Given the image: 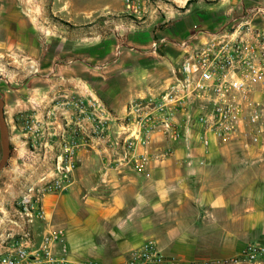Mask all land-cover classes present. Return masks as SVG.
<instances>
[{"label": "crops", "instance_id": "0c3cea01", "mask_svg": "<svg viewBox=\"0 0 264 264\" xmlns=\"http://www.w3.org/2000/svg\"><path fill=\"white\" fill-rule=\"evenodd\" d=\"M9 6L12 18L13 4ZM261 6L264 0H192L168 13L169 21L161 28L134 29L124 21L119 26L125 28L123 47L116 60H110L108 21L96 25L91 15L84 34H59L52 73L33 76L23 86L39 95L27 112L45 118L54 110L52 129L58 132L69 121L61 117L56 103L75 94L96 101L110 116L123 117L128 105L156 98L172 82L183 58L184 38L230 31L246 19L264 27V14L255 11ZM4 12L7 16V5ZM24 30L18 41L29 57L30 33L27 28L26 36ZM8 42L14 46L12 33L4 40L6 50ZM66 42L69 49L64 48ZM55 97L59 100L52 103ZM8 129L13 145L19 134L12 131L20 128L14 122ZM58 139L53 137L52 149L45 153H37L39 144L31 139L32 150L17 144L15 150L17 155L27 151L42 158L46 166L41 176H50ZM72 179L67 191L42 199L44 221L28 224L16 210L20 229L0 236V254L18 242L36 246L54 229L64 231L55 251L65 245L71 264H126L129 253L148 241L171 264H222L248 243H264V133L256 142L249 135L227 144L213 139L206 148L192 134L188 148L174 144L167 160L142 170L133 164L117 166L102 147L90 145L78 152Z\"/></svg>", "mask_w": 264, "mask_h": 264}, {"label": "built area", "instance_id": "2783aa9c", "mask_svg": "<svg viewBox=\"0 0 264 264\" xmlns=\"http://www.w3.org/2000/svg\"><path fill=\"white\" fill-rule=\"evenodd\" d=\"M120 1L122 16L136 25H157L169 21L168 13L178 12L192 0ZM255 11L264 14V7ZM180 48L183 58L168 87L154 99L131 103L123 117L110 116L94 100L66 94L56 107L69 123L58 132L52 129L54 110L45 118H25L23 130L39 144L37 153L51 150L53 137L59 139L50 176H40L20 197V217L28 224L44 221L42 199L67 191L78 152L90 145L102 147L117 166L133 164L142 170L167 160L174 144L182 142L188 148L192 134L205 148L213 139L220 144L232 143L242 135L258 140L264 133V27L246 19L230 31L190 35L180 42ZM63 236L62 229H54L36 246L15 243L0 254V264H71L65 245L55 251ZM171 262L148 241L129 253L126 264ZM222 264H264V243H248Z\"/></svg>", "mask_w": 264, "mask_h": 264}, {"label": "rangeland", "instance_id": "374dc122", "mask_svg": "<svg viewBox=\"0 0 264 264\" xmlns=\"http://www.w3.org/2000/svg\"><path fill=\"white\" fill-rule=\"evenodd\" d=\"M10 4H13L12 18L9 17L8 11ZM6 5L7 16L4 12ZM121 10L120 0H0V97L4 102L7 127L15 122L20 128L12 131L13 135L19 134L13 145L10 142L12 135L8 129L10 156L5 168L0 172L1 237H5L7 233H16V230L20 229L15 216L16 210L19 209L17 203L28 186L45 171L46 166L42 158L38 160V157L30 156L27 151L17 155L15 150L16 144L17 147L32 150L30 138L24 136L22 128L25 118L31 114L27 112V105H31L30 101L39 99V95L23 89V86L25 87L33 76L48 77V73H52L49 69L57 61L54 54L60 47L59 34H84L85 23L87 19H92L91 15L96 25L102 24V20L108 21V44L112 52L110 60H116L123 47L121 37L125 31V28L119 26L124 21H128L134 29L137 26H148L136 25L129 18L122 16ZM102 13H105V16H101ZM160 25L162 24H153L161 28ZM27 28L30 33L29 57L25 55L22 44L18 41L22 31ZM10 33L14 37V46L10 47L8 42L10 50H6L3 43ZM24 35L27 36L26 31ZM68 47L69 42H66L64 48L69 49ZM42 54L45 55L44 58ZM57 100L59 98H53L52 103Z\"/></svg>", "mask_w": 264, "mask_h": 264}, {"label": "water", "instance_id": "95a60500", "mask_svg": "<svg viewBox=\"0 0 264 264\" xmlns=\"http://www.w3.org/2000/svg\"><path fill=\"white\" fill-rule=\"evenodd\" d=\"M4 114H5L4 102L0 97V147H1L0 172L5 168V165L10 156L9 134H8V127Z\"/></svg>", "mask_w": 264, "mask_h": 264}]
</instances>
